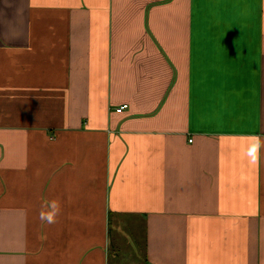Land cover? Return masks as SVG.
I'll return each mask as SVG.
<instances>
[{
    "label": "crops",
    "instance_id": "1",
    "mask_svg": "<svg viewBox=\"0 0 264 264\" xmlns=\"http://www.w3.org/2000/svg\"><path fill=\"white\" fill-rule=\"evenodd\" d=\"M250 135L264 0H0V264H264Z\"/></svg>",
    "mask_w": 264,
    "mask_h": 264
},
{
    "label": "clouds",
    "instance_id": "2",
    "mask_svg": "<svg viewBox=\"0 0 264 264\" xmlns=\"http://www.w3.org/2000/svg\"><path fill=\"white\" fill-rule=\"evenodd\" d=\"M264 149V136L250 135L244 139L241 147L242 155L249 164H258L261 159V150ZM61 213V205L58 200H42L38 219L42 225H52L57 222Z\"/></svg>",
    "mask_w": 264,
    "mask_h": 264
},
{
    "label": "rangeland",
    "instance_id": "3",
    "mask_svg": "<svg viewBox=\"0 0 264 264\" xmlns=\"http://www.w3.org/2000/svg\"><path fill=\"white\" fill-rule=\"evenodd\" d=\"M137 238L140 239V237H137ZM137 241L139 242V240H137ZM124 243H125L126 246L130 245V242L124 241ZM113 249H114V248L111 247V250H113ZM124 250H125V249H122V252H123ZM120 256H121V253L116 254V253L112 252V253H111V262H113L114 259L116 260V259L119 258Z\"/></svg>",
    "mask_w": 264,
    "mask_h": 264
},
{
    "label": "built area",
    "instance_id": "4",
    "mask_svg": "<svg viewBox=\"0 0 264 264\" xmlns=\"http://www.w3.org/2000/svg\"><path fill=\"white\" fill-rule=\"evenodd\" d=\"M127 108H128V104H122L118 108H116V112L120 113V112L126 110ZM190 141H191V139H190Z\"/></svg>",
    "mask_w": 264,
    "mask_h": 264
}]
</instances>
